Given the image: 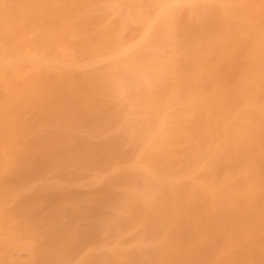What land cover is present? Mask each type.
<instances>
[{
  "label": "bare ground",
  "instance_id": "obj_1",
  "mask_svg": "<svg viewBox=\"0 0 264 264\" xmlns=\"http://www.w3.org/2000/svg\"><path fill=\"white\" fill-rule=\"evenodd\" d=\"M0 264H264V0H0Z\"/></svg>",
  "mask_w": 264,
  "mask_h": 264
}]
</instances>
